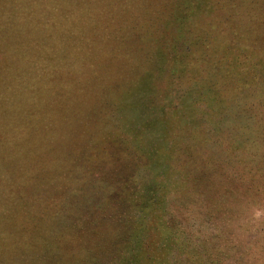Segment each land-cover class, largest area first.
I'll use <instances>...</instances> for the list:
<instances>
[{
	"label": "rangeland",
	"instance_id": "obj_1",
	"mask_svg": "<svg viewBox=\"0 0 264 264\" xmlns=\"http://www.w3.org/2000/svg\"><path fill=\"white\" fill-rule=\"evenodd\" d=\"M187 1L0 0V264H193L237 231L178 204L264 177V0Z\"/></svg>",
	"mask_w": 264,
	"mask_h": 264
},
{
	"label": "crops",
	"instance_id": "obj_2",
	"mask_svg": "<svg viewBox=\"0 0 264 264\" xmlns=\"http://www.w3.org/2000/svg\"><path fill=\"white\" fill-rule=\"evenodd\" d=\"M166 3L169 4V2ZM173 6V10H176ZM187 10L190 11V8ZM187 10H185L186 13H188ZM170 60L172 59H166V61ZM263 181L262 174H258L257 179L253 180L257 183V187L254 188V183H252L253 186H248L243 191L242 200L239 203L230 202L227 205L230 208L224 210L223 217L199 215L197 211L194 213V223L230 220L237 223L236 227L239 226L237 231L215 233L213 238L215 242L209 246L199 242L194 251V264H264V189L261 188ZM3 197L4 194L0 190V231L2 230L5 235L6 224L2 223V208L5 201ZM174 203L176 204V200ZM178 205L182 207L181 213L185 219L186 201L179 202ZM194 238L197 239L198 236ZM184 254H187V251Z\"/></svg>",
	"mask_w": 264,
	"mask_h": 264
},
{
	"label": "trees",
	"instance_id": "obj_3",
	"mask_svg": "<svg viewBox=\"0 0 264 264\" xmlns=\"http://www.w3.org/2000/svg\"><path fill=\"white\" fill-rule=\"evenodd\" d=\"M188 1L186 2V4L188 3ZM196 7L197 6H195V5L192 6V4L190 3V9L191 10L193 9V10L189 11L188 13L185 12V15H184L185 21L188 23L186 28H188L189 31H191L192 37H190L189 35H186L185 37H188V38L187 39L183 38L184 43H186L188 41L193 42V38H194L193 34H195L199 30V26L201 25V20H202L201 15L202 14H199L200 12L197 13ZM170 10H173V8L171 7ZM203 16L206 19H212V17L210 15L205 14ZM177 30H178V28H177ZM177 32L178 33H176V30H174L175 36L177 34H179V35L182 34V36L184 37V34L186 33L185 25H184L183 29L181 28ZM173 55L175 56V54H173ZM173 55H172V57H174ZM172 57H169V58L172 59ZM174 58L178 60L179 55L177 54ZM172 60L167 61V62L170 63ZM218 137H220V139H221L222 136L218 135ZM216 141L218 142L220 140L216 139ZM238 161L242 162V161H240V159ZM239 164H241V163H239ZM235 167H236V169H233V170L231 169L230 172H227L226 177L228 179H231V181H232L231 186L234 185V183L239 184V186L241 187L240 191H238L236 188L233 189V188L227 186L229 184V182H231V181L226 178V181L228 182V183L226 182V184H227L226 187H223V189L217 190V192L219 193V197L212 198V192L211 193H207V192L205 193L204 192V194H203V191H199L200 194H198V195L195 194L192 201L189 200L188 202H186L185 211L190 210L191 207H189V206L195 207V205H198L196 208H197V212H198L197 214H199V215L200 214L205 215V216L218 215V216L223 217L224 210H226L224 207H227V205L230 204V202H234L233 200H236L239 193H240V198L242 199L243 191L248 186H251V184L253 183V180H256L258 174L261 173L260 167H245V166L241 167V166H236V165H235ZM180 175L181 176L178 177V181H176L175 183H172V185H171L172 188L166 189L164 191L165 196L167 197L165 205L163 206L164 207L163 209L165 211V212L163 211L164 212L163 214H165V215H172V212H170L171 211V209H170L171 202H173L174 200H178V198H181V197L183 199L187 198L186 196H188V195L191 197V194L188 193L189 189L184 184L188 178L186 171L184 169H181ZM188 199H190V198H188ZM187 205H189V206L187 207ZM203 208H205L206 210H202ZM2 217H3L2 223L6 224L8 222V217H9L8 213L6 212V215L3 214ZM5 228L7 230V225H5ZM5 235H6V231H5ZM5 235L3 234V236H5ZM189 253H191V252H189ZM191 255H192V259L194 261L195 260L194 259L195 253L192 252ZM208 255H210V254H208ZM194 263H195V261H194Z\"/></svg>",
	"mask_w": 264,
	"mask_h": 264
}]
</instances>
